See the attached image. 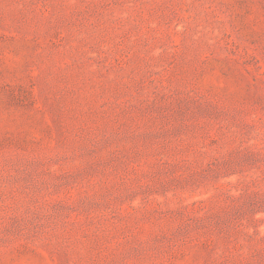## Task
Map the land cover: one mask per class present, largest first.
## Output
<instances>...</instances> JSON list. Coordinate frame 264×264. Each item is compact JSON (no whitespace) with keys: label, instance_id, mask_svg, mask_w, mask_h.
<instances>
[{"label":"rangeland","instance_id":"374dc122","mask_svg":"<svg viewBox=\"0 0 264 264\" xmlns=\"http://www.w3.org/2000/svg\"><path fill=\"white\" fill-rule=\"evenodd\" d=\"M0 264H264V0H0Z\"/></svg>","mask_w":264,"mask_h":264}]
</instances>
